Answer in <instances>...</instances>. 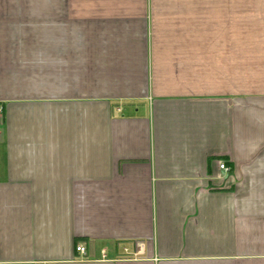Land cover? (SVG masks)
<instances>
[{
  "label": "crops",
  "instance_id": "0c3cea01",
  "mask_svg": "<svg viewBox=\"0 0 264 264\" xmlns=\"http://www.w3.org/2000/svg\"><path fill=\"white\" fill-rule=\"evenodd\" d=\"M0 104V264H264V0H0Z\"/></svg>",
  "mask_w": 264,
  "mask_h": 264
},
{
  "label": "built area",
  "instance_id": "2783aa9c",
  "mask_svg": "<svg viewBox=\"0 0 264 264\" xmlns=\"http://www.w3.org/2000/svg\"><path fill=\"white\" fill-rule=\"evenodd\" d=\"M2 117H3V106H2V104H0V120L2 119ZM220 169H222V170H228V168L226 167L225 164H220ZM76 251L78 253H80V254H83V255L86 253L85 248L83 246H81V245L76 248ZM125 252L127 253L128 250L125 249ZM138 254H139V252H137L135 255H138ZM103 257H105V254H103Z\"/></svg>",
  "mask_w": 264,
  "mask_h": 264
}]
</instances>
